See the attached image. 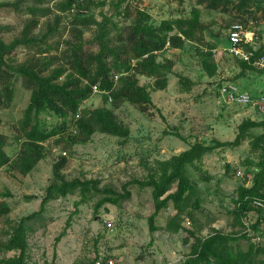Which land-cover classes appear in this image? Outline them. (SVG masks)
Masks as SVG:
<instances>
[{
	"label": "rangeland",
	"instance_id": "374dc122",
	"mask_svg": "<svg viewBox=\"0 0 264 264\" xmlns=\"http://www.w3.org/2000/svg\"><path fill=\"white\" fill-rule=\"evenodd\" d=\"M16 0H0V2ZM152 15L153 21L162 18L187 15L197 7L205 24L203 38L214 43L213 61L215 73L210 76L201 65L196 43L187 42L181 49L159 53L173 60L168 84L165 89L151 90L156 108L141 112L129 102H123L115 109L117 118L130 129L126 142L117 136L95 132L90 141L67 147L63 141L56 143L50 138L44 143V158L37 162L26 175L0 168V203L10 207L7 215L0 217V243L7 238V220H18L39 208L40 198L53 177L52 164L60 155L68 163L62 170L66 179L91 178L100 181L99 188L110 187L121 191L122 185L130 179H146L155 167L156 160L168 158L186 149L192 142L212 144L216 140H233L238 125L245 119H264V72L260 70L240 71L235 57L226 51L227 32L234 23L255 36L256 48L264 47V0H256L240 9L228 11L207 9L195 0H135ZM111 0H94L88 14L96 20L103 15L111 16L119 24L121 19ZM33 0L19 1L22 10L0 12V38L5 42L20 34L24 20L28 18L25 7ZM38 6H52L53 1L36 3ZM68 19L70 15H65ZM52 21L53 14L42 18ZM90 26L84 36L93 34ZM66 32L64 37H67ZM29 53L18 48L10 56L13 62L22 61ZM179 75L193 82L185 90L178 82ZM140 84H151L152 79L139 77ZM234 85L248 93V104H226L223 89ZM14 97L8 108H0V133L7 136L6 152L13 156L19 147L16 138L19 120L29 102L30 91L22 85L21 77L13 78ZM104 103L102 93H93L82 103V107H97ZM158 109L160 111H158ZM41 120L53 123L56 118L47 114ZM177 132V135H176ZM262 132L261 127L249 130V136ZM65 151V154L61 152ZM255 152L250 151L249 138L235 147H221L204 154L198 161L187 164L186 174L200 198L197 208L193 197L178 212L172 202L161 209L154 224L156 230L149 231L148 216L154 205L149 187L129 185L131 196L116 206L106 203L95 207L102 193L92 192L78 204V192L49 201L42 213L26 222L29 244V264H87L94 257H113L117 264H181L191 250L196 238L208 235L213 228L223 232L239 233L243 227L235 225L232 210L238 185H248L254 172ZM228 164L229 170L225 172ZM174 189V184L171 190ZM36 198L27 199L26 196ZM70 224L65 234L56 237ZM110 222L111 226L107 225ZM248 241L240 240L234 246L245 249ZM14 251L0 250V257L12 255ZM181 258V259H179Z\"/></svg>",
	"mask_w": 264,
	"mask_h": 264
},
{
	"label": "trees",
	"instance_id": "16d2710c",
	"mask_svg": "<svg viewBox=\"0 0 264 264\" xmlns=\"http://www.w3.org/2000/svg\"><path fill=\"white\" fill-rule=\"evenodd\" d=\"M19 1L22 0L0 2V12L18 14L22 10ZM44 1L33 0V5L24 8L29 16L24 20L18 36L8 42L0 38V108H8L13 101L15 75L21 77L22 85L30 91L29 102L23 110L16 134L20 144L13 156L5 150L7 136L0 133V168L4 166L9 171L28 174L44 158V143L50 138L72 147L87 143L95 132H100L120 137L126 142L130 129L117 118L114 111L123 102H129L141 112L156 108L151 90L167 87L168 74L173 67V60L167 56L159 59V53L181 49L187 42L196 43L203 69L210 76L215 73L213 49L216 46L203 38L205 24L197 7L191 8L187 15L162 18L155 22L151 13L139 2L111 0L110 4L117 15L128 20L122 25L111 16L103 15L101 20H96L88 14L94 0H48L53 1L52 6L36 5ZM254 1L195 0L196 4H202L207 9L221 11L240 9ZM50 14H53V20L45 21L42 29L40 20ZM65 15L70 17L67 19ZM92 25L95 26L93 34L85 37L84 32ZM66 32L68 35L64 37ZM18 48L29 54L22 61L13 62L10 56ZM246 48L251 50V46ZM261 48L254 53L257 54ZM235 61L241 72L257 69L252 62L237 57ZM140 76L151 78V84H140ZM178 82L185 90H189L193 84L183 75H179ZM93 84L102 90L103 102L109 106L82 107V103L93 94ZM42 114L53 116L56 121L47 123L41 120ZM256 127H261L262 132L249 136V130ZM247 138L250 151L256 153L257 160L250 183L236 188L232 215L235 225L243 228V220L251 218V233L223 232L213 228L208 235L196 238L181 264H264V230L261 226L264 212L251 204L255 198L264 199V119L250 118L238 125L233 140H216L212 144L192 142L179 153L156 160L146 179H130L122 185L121 191L110 187L99 188L98 179H66L62 170L68 159L60 155L52 164L53 177L44 189L39 208L18 220H7V238L0 243V250L14 253L1 256L0 264H29L26 222L42 213L49 201L75 192L80 197L74 202L75 207L92 192L102 193L103 196L95 204L99 208L106 203L118 206L128 200L131 184L149 187L154 210L148 216V226L149 231L154 232V219L168 202H172L178 212L190 197L194 198L193 207L199 205L200 198L186 174L187 164L198 161L213 149L238 146ZM228 170L226 164L225 172ZM173 184L174 189L171 190ZM26 197L36 198L35 195ZM9 212V205L1 202L0 217ZM69 224L70 218L56 241L65 234ZM257 234L261 235V239L255 241L253 237ZM240 240L248 241L245 249L234 246ZM93 263L92 259L87 264Z\"/></svg>",
	"mask_w": 264,
	"mask_h": 264
},
{
	"label": "built area",
	"instance_id": "2783aa9c",
	"mask_svg": "<svg viewBox=\"0 0 264 264\" xmlns=\"http://www.w3.org/2000/svg\"><path fill=\"white\" fill-rule=\"evenodd\" d=\"M228 39V47L226 51L235 57L246 61L252 62V64L259 70L264 71V47L257 51V54L254 52L256 51L255 46V36L254 32L251 30H245L243 26L239 23H234L230 26L227 33ZM246 46H251V50L247 49ZM93 93H101L102 90L99 89L97 84H93L92 86ZM223 101L226 104H248L251 102V97L248 93L239 90L234 85H227L223 89ZM78 117V115H76ZM65 154V151L61 152ZM252 206L256 209L262 210L264 212V199L255 198L252 200ZM252 222L251 218H247L243 220L244 223V230L248 233H251L250 223ZM108 226L110 222H107ZM262 229L264 230V223L261 225ZM261 239V235L257 234L253 237V240L257 241ZM181 259V258H179ZM93 264H117L116 260L111 256H104V257H94Z\"/></svg>",
	"mask_w": 264,
	"mask_h": 264
}]
</instances>
